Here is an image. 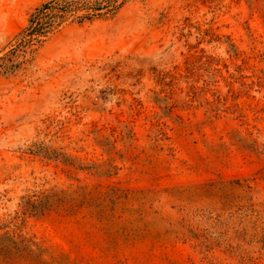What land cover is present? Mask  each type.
I'll return each instance as SVG.
<instances>
[{"label": "rangeland", "instance_id": "374dc122", "mask_svg": "<svg viewBox=\"0 0 264 264\" xmlns=\"http://www.w3.org/2000/svg\"><path fill=\"white\" fill-rule=\"evenodd\" d=\"M48 1L0 0V57ZM20 54L0 264H264V0H126Z\"/></svg>", "mask_w": 264, "mask_h": 264}, {"label": "trees", "instance_id": "16d2710c", "mask_svg": "<svg viewBox=\"0 0 264 264\" xmlns=\"http://www.w3.org/2000/svg\"><path fill=\"white\" fill-rule=\"evenodd\" d=\"M125 1L51 0L43 3L31 14L27 26L18 35L19 43L0 57V76H9L15 73L20 66L18 61L21 56L20 53H27V50L33 45L41 44L54 27L59 25L67 16H75V20L79 23L90 22L108 13H116ZM27 203V206L33 208L34 203L29 201ZM25 252L27 258H31L33 261L38 260L41 254V251L32 250L28 245H25ZM0 255L7 259L10 253L0 247Z\"/></svg>", "mask_w": 264, "mask_h": 264}]
</instances>
